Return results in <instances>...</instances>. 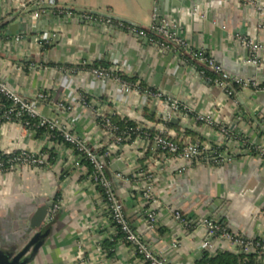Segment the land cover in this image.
Instances as JSON below:
<instances>
[{
    "label": "crops",
    "instance_id": "0c3cea01",
    "mask_svg": "<svg viewBox=\"0 0 264 264\" xmlns=\"http://www.w3.org/2000/svg\"><path fill=\"white\" fill-rule=\"evenodd\" d=\"M26 1L0 0V21L7 23L0 31V82L26 101H33L40 91L50 93L51 100L38 106L40 117L66 126L93 149L106 148L93 111L80 103L87 95L95 110L104 114L142 124L152 132L165 131L182 145L219 143L229 157L224 163L195 162L180 173L179 164L155 151L151 143L130 142L118 151L122 161L112 163L109 176L130 224L151 249L167 264H199L208 253L203 247L204 228L199 222L185 228L174 220V210L198 220L223 221L230 232L248 239H264V159L256 152L243 153L238 144L222 141L219 134L225 127L252 144L264 145V132L254 120L264 126V51L257 53L260 66L249 64L253 55L237 39H252L264 48V0L158 1L162 14L178 26L190 49L213 57L233 75L259 83V88L234 87L233 98L199 77L182 55L124 31L90 24L83 20L85 13L77 11L88 9L149 29L155 0H54L38 17L32 16L35 10L22 11ZM53 34L56 38L49 40ZM93 64L117 67L126 79L178 100L192 116L173 124L178 128L165 125L162 103L145 101L137 94L126 96L114 83L95 79L88 70ZM59 101L71 110L58 109ZM199 114L211 115L214 126L197 122L194 117ZM21 152L45 153L49 158L53 153L56 159L43 169L0 172V249L25 244L26 228L36 209L59 199L57 215L46 220L52 223L50 236L31 264H144L123 240L113 257L104 250L103 242L113 238V225L99 208L101 197L88 174L76 167L71 147L48 135L39 137L20 123H4L0 154ZM116 163L118 168L113 169ZM136 168L153 176L156 203L150 205L143 197L144 183L115 180L116 173L131 175ZM149 209L158 213L155 230L146 218ZM225 251L236 254L233 248Z\"/></svg>",
    "mask_w": 264,
    "mask_h": 264
},
{
    "label": "built area",
    "instance_id": "2783aa9c",
    "mask_svg": "<svg viewBox=\"0 0 264 264\" xmlns=\"http://www.w3.org/2000/svg\"><path fill=\"white\" fill-rule=\"evenodd\" d=\"M155 0L153 12H152V24L149 29L139 28L135 25H130L121 21H114L111 18L98 17L92 14H84L83 20L90 24H98L105 29H115L124 31L130 35H133L142 41L154 45L165 51H172L178 55L189 54L191 58L196 62L193 64V69L199 77L204 79L211 85L217 86L221 89L228 97H234V87L242 88H259V83L251 78L236 76L224 69V67L218 63L213 57L208 56L201 50L190 49L188 43L183 40L178 32V26L171 21L169 18L164 16L161 12V6ZM54 0H27L22 5V11L35 10L32 13L33 17L39 16V11L48 6H53ZM62 14L71 16V12L61 10ZM153 34V36L150 35ZM56 35H51L49 40L55 39ZM20 41L21 36L15 38ZM241 45L252 53V58L248 60L249 64L255 66L261 65V60L258 59L257 53L264 51L261 45L252 39L237 38ZM47 40V39H46ZM45 40V41H46ZM82 67L87 68V65L83 64ZM203 68V69H202ZM91 75L100 81L112 82L124 95L137 94L141 95L146 100L160 102L165 107L163 113V123L168 125L173 119H177L179 122H185L192 116L190 109L185 107L178 100H173L166 97L163 92L155 91L150 87L143 86L141 81L132 82L127 80L117 67L112 69L107 68H88ZM206 70L214 74L211 77L207 74ZM0 95L6 96L12 101L14 106L19 107L17 117L21 118L23 114L30 116L31 118L39 119V126L47 127L50 131H57L61 134L64 141L71 145V149L76 154L75 165L85 174H88L89 181L94 189L97 196L101 198L97 201L100 206V210L105 213L108 219L112 222L113 237L121 233L124 235L123 242L128 245L132 250L135 258L140 260L144 264H167L158 254H156L146 243L138 231L132 227L127 217L125 206L122 201L118 198L116 191L114 190L113 180L109 176L110 166L115 160L118 159V151L125 145L129 144L132 137V133L135 132V139L132 141L151 143L155 151H161L165 155L172 157L178 165L180 173H183L187 168L195 162L206 161L214 163H224L230 161L229 157L224 155L219 148L222 146L219 143L208 146L201 143H190L187 145L180 146L174 139L169 137L167 132L161 131L152 136L150 130L144 127L142 124L137 123V128L130 129L126 132H121L120 128L113 124L111 116L104 114L101 109L95 110V108L87 101V98L83 95L80 103L91 109L94 113V119L96 120L98 127L101 130L102 136L106 141V148L93 149L87 142L81 139L78 135L74 134L66 126L60 125L58 122L51 119H47L39 116L38 106L40 102H47L51 100L52 96L46 91L38 92L33 101H26L12 89L7 87L5 84L0 82ZM56 107L60 110H71V107L59 101L56 103ZM13 110L7 114V123H13L11 120V114ZM194 119L202 123L203 125L212 127L215 122L211 115L199 114ZM23 128L29 129V123H21ZM219 134L222 141H228L229 143L234 142L242 149L243 153L256 152L258 156L264 159V145L252 144L249 139L243 136H236L231 133L227 128L220 127ZM52 139L51 135H48ZM78 152V154H77ZM49 156L45 153H32V152H21L18 157L8 161L9 167H5L1 161L0 156V172L7 173L20 168H36L43 169L50 165ZM85 159L90 162L93 166V173L90 175L87 166L82 164V160ZM115 180L122 181L124 183L133 182L144 183L145 188L143 189V197L148 204L152 205L156 203L153 198V176L150 173L138 172L136 168L135 173L127 175L124 171L116 173L114 175ZM60 208V200L58 199L53 207L50 209L46 220L49 222L54 219ZM146 218L148 220L149 228L155 230L157 227L158 213L155 209H149L146 212ZM173 218L176 222L190 228L196 222L205 230V238L203 240L204 250L210 255H217L220 252H224L225 249H235L236 255L255 254L257 256L258 264H264V239H248L246 237L233 234L228 229L223 228L219 222L214 221L208 217L199 218L190 217L185 215L180 210H174ZM225 242V245H220L221 242ZM101 243V242H100Z\"/></svg>",
    "mask_w": 264,
    "mask_h": 264
},
{
    "label": "trees",
    "instance_id": "16d2710c",
    "mask_svg": "<svg viewBox=\"0 0 264 264\" xmlns=\"http://www.w3.org/2000/svg\"><path fill=\"white\" fill-rule=\"evenodd\" d=\"M55 10L60 11V10H63V9L56 7ZM6 25H7V23H2V21H0V31L2 29H4L6 27ZM150 35L153 36L152 33H150ZM46 48H48V47H46ZM183 58L185 60H187L188 62H190L191 64H196V62L187 53L183 55ZM91 67L99 68V65L98 64H93V66H91ZM206 72L211 77L215 76L214 74L210 73L208 70H206ZM143 86H144V84H143ZM84 96L86 97L87 95H84ZM11 110H13V112L11 114L12 122H17V123L21 122L23 124L28 122L29 123V129L35 131L39 137L43 136V135H51L52 136V140L54 142L62 143L64 145L68 146V147H71L70 144H68V143H66L64 141L63 137L61 136V134L59 132L50 131L49 129H47V127L39 126V123H40L39 119L31 118L30 116L25 115V114H23L21 118H18L17 117V113L19 112V107L14 106L12 101H10L4 95H0V127L4 123H7V116H8L7 114ZM110 118H111L112 123L117 125L120 128L121 132H126V131H129L130 129H133V128L135 129L138 126L135 122L130 121V120L125 119V118H121L119 116H111ZM168 125L170 127H172V128H178V126L173 125V123H168ZM150 133H152V136H154L156 134V132H152V131H150ZM134 139H135V132L132 133L131 139L129 141H127V142L130 143ZM178 144L180 146H183L180 143H178ZM159 152H161V151H159ZM77 154H78V152H77ZM18 155H20V153H14L12 155L0 154L1 161L4 163L6 168L9 167V165L7 164L8 161L18 157ZM55 159H56V155L51 153V156H50V159H49L50 163L54 164L55 163ZM82 164L87 166L88 172L91 175L93 173V166L90 164V162L85 160V159H83L82 160ZM66 175L67 174H64L62 179ZM219 224L223 228L227 229V227L225 226L223 221H220ZM121 240H124V235L119 233L116 236H114L111 240L107 239V240H105L103 242V248L108 253L109 257H113L114 256L116 245ZM261 241H262V239H261ZM199 264H258V261H257V256L255 254H251V255L239 254V255H236V254H233V253L225 251V252L218 253L216 256H210L208 253H205L204 256H203V259L199 262Z\"/></svg>",
    "mask_w": 264,
    "mask_h": 264
},
{
    "label": "water",
    "instance_id": "95a60500",
    "mask_svg": "<svg viewBox=\"0 0 264 264\" xmlns=\"http://www.w3.org/2000/svg\"><path fill=\"white\" fill-rule=\"evenodd\" d=\"M77 11L85 13V14H92L98 17L103 16L105 18H111L114 21H121V22L130 24V25H134V23L130 21H127L124 19H118V18H114L110 16H105V15H102L101 13L91 11L88 9H77ZM225 63L227 66L228 64H230L228 62H225ZM245 70L247 69L244 67L242 71L245 72ZM254 120L257 123V125L261 128V130L264 132V126L258 121L256 117H254ZM178 122L179 121L177 119L172 120V123L175 125H177ZM112 168L117 169L118 163L114 164ZM52 207H53V203H49L43 207L36 209V211L34 212L26 228V234H27L26 243L16 249H13L12 247H9V246H5L1 248L0 249V264H31L34 261V259L38 255L39 250L43 247V245L45 244V241L50 236V233L52 230V223L47 224L46 218Z\"/></svg>",
    "mask_w": 264,
    "mask_h": 264
}]
</instances>
